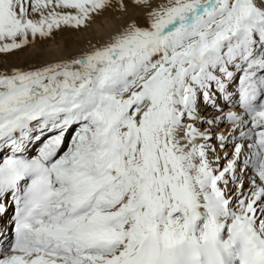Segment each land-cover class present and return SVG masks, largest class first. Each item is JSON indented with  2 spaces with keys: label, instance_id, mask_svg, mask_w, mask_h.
Returning a JSON list of instances; mask_svg holds the SVG:
<instances>
[{
  "label": "snow or ice",
  "instance_id": "obj_1",
  "mask_svg": "<svg viewBox=\"0 0 264 264\" xmlns=\"http://www.w3.org/2000/svg\"><path fill=\"white\" fill-rule=\"evenodd\" d=\"M131 2L149 9L146 27L129 23L70 59L0 69V152H10L0 198L16 208L0 264H264V0ZM112 7L0 0V54L86 30ZM237 95L242 112L200 114ZM221 120L251 141L250 153L234 142L223 168L195 126ZM247 169L251 188L233 197Z\"/></svg>",
  "mask_w": 264,
  "mask_h": 264
},
{
  "label": "bare ground",
  "instance_id": "obj_2",
  "mask_svg": "<svg viewBox=\"0 0 264 264\" xmlns=\"http://www.w3.org/2000/svg\"><path fill=\"white\" fill-rule=\"evenodd\" d=\"M162 1L163 0H151V6L156 7L159 5L158 2H166ZM123 2L126 5V11L119 10L118 5L120 3V0H113V7L105 12L101 17H98L96 22L86 30L74 31L65 29L61 32L56 33L53 39L41 40L37 38L35 43H30L22 50H17L9 54H0V69L41 66L57 60L70 59L76 55L81 54L83 51L88 50L91 44L104 43L108 40L109 36L121 31L129 23L135 22L140 27H146L148 25L147 11L149 9L145 7L134 6L131 0H123ZM232 91L234 92V87L232 88ZM222 101L223 100L219 101L220 105H223L226 108H231L230 110H232L233 112H242L239 107L236 108L237 104L235 103V100H233V105L231 107L226 105V103L222 104ZM201 107L204 106L200 105V108ZM232 108H236V110ZM209 112L212 113L213 110L210 109ZM222 121L224 122V120ZM195 126L201 132L205 131L204 127H201L199 122H196ZM227 126L229 125L222 126V129L220 130L229 132L230 128H228ZM208 127V129H215L216 131L220 128L219 126L217 128H213V126L210 127L209 125ZM238 132L239 131H237L236 133ZM213 138H215L216 140L217 137L214 135ZM200 142L203 143V141H198V143ZM210 143L216 149L214 153L210 154L212 159H215L221 153L219 148L220 146H218V144H214V140L210 141ZM36 148L37 151H39L38 144L30 146L28 152ZM9 154L10 152L8 151L0 152V162H2L3 157L8 156ZM226 165L227 163L225 164V166ZM229 188H231V183L229 185ZM0 204H3L5 207V212L0 213V241H3L7 237L6 213L8 211V208L5 206L3 198H0Z\"/></svg>",
  "mask_w": 264,
  "mask_h": 264
},
{
  "label": "rangeland",
  "instance_id": "obj_3",
  "mask_svg": "<svg viewBox=\"0 0 264 264\" xmlns=\"http://www.w3.org/2000/svg\"><path fill=\"white\" fill-rule=\"evenodd\" d=\"M164 1H166V0H163L162 2H164ZM158 4H162L161 2H158ZM222 104H225V102L224 101H222ZM201 105H203L204 107H201L200 108V114L204 117V119L205 120H207V119H211V118H213L214 116H217V114H219L220 116H226V114L229 112V110H230V108H226L225 106H223V105H220L219 104V106L223 109V113H218L215 109H213L212 107H210V106H206V105H204L203 103H201ZM227 105V104H226ZM210 109H212L213 110V112L212 113H210L209 111H210ZM226 120H224V122L221 120V122H219L218 124H216V125H209V124H207V123H202V122H199L200 123V125H201V127H204V129L205 130H207V131H209L210 133V135L212 136V139H211V141H213L214 140V144H218V146H220L219 148H220V154L218 155V157H219V160H218V163H214L213 164V167H219V168H223L224 166H225V164L226 163H228V161L230 160V159H232V156H233V150H234V142H241V143H243L244 145H245V149H244V151H245V153H250V150L247 148V144H249V143H251V141H247L246 142V140H245V142L244 141H240L238 138H239V132L238 133H236L237 131H235V132H233V129H234V127H233V125L232 124H229L228 122H227V124H226ZM207 125V126H206ZM208 125L210 126V127H212L213 126V128L215 127V128H217L218 126L220 127L217 131L215 130V129H208L209 127H208ZM224 125H229V126H227L228 128H230V131L228 132V131H224V130H220V129H222L221 127L222 126H224ZM206 126V127H205ZM232 128V129H231ZM225 129V128H224ZM245 130H247V129H245ZM220 131V132H219ZM224 131V132H223ZM219 132V133H218ZM212 133H213V135H212ZM232 134V135H229V134ZM216 136L217 138H216V140H215V138H213V136ZM221 135H224V136H226V140H225V143L222 145L221 144V141L218 139ZM230 136H231V138H230ZM233 137H235V138H237L235 141L233 140ZM68 143H70V136H69V138H68V141H67ZM201 143V142H200ZM33 151V150H32ZM31 152V151H30ZM244 157L242 156V158L241 159H243ZM213 161H216V158L215 159H213ZM241 168H243V165H241ZM252 172V173H251ZM238 174H239V176H240V179L238 180V181H236L235 183H231V188H230V190H231V195L234 197L235 196V193H236V190H237V187H238V185L240 184V183H243V185H244V191L245 192H247L250 188H251V183H250V180H251V178L254 176V173H253V171L251 170V169H247V170H245V171H242V172H238Z\"/></svg>",
  "mask_w": 264,
  "mask_h": 264
}]
</instances>
